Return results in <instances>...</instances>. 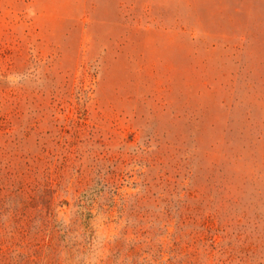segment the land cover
Instances as JSON below:
<instances>
[{
	"label": "rangeland",
	"instance_id": "rangeland-1",
	"mask_svg": "<svg viewBox=\"0 0 264 264\" xmlns=\"http://www.w3.org/2000/svg\"><path fill=\"white\" fill-rule=\"evenodd\" d=\"M0 264H264V0H0Z\"/></svg>",
	"mask_w": 264,
	"mask_h": 264
}]
</instances>
